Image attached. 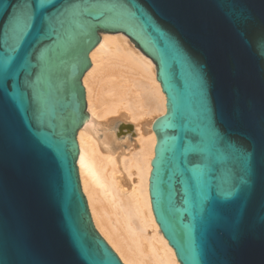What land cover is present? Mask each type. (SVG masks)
Listing matches in <instances>:
<instances>
[{
	"label": "water",
	"instance_id": "95a60500",
	"mask_svg": "<svg viewBox=\"0 0 264 264\" xmlns=\"http://www.w3.org/2000/svg\"><path fill=\"white\" fill-rule=\"evenodd\" d=\"M53 2L16 66L23 104L0 95V264H123L93 225L76 164L81 77L102 31L124 33L156 66L166 109L152 124L148 192L179 263L264 264V185L234 213L238 240L212 211L232 168L213 126L264 147V0H40ZM15 3L0 0V21ZM30 30L3 34L0 47L11 53Z\"/></svg>",
	"mask_w": 264,
	"mask_h": 264
},
{
	"label": "bare ground",
	"instance_id": "6f19581e",
	"mask_svg": "<svg viewBox=\"0 0 264 264\" xmlns=\"http://www.w3.org/2000/svg\"><path fill=\"white\" fill-rule=\"evenodd\" d=\"M81 77L87 116L76 132L77 171L94 227L123 264H180L148 192L165 95L153 60L122 32H100Z\"/></svg>",
	"mask_w": 264,
	"mask_h": 264
},
{
	"label": "snow or ice",
	"instance_id": "6c2138e0",
	"mask_svg": "<svg viewBox=\"0 0 264 264\" xmlns=\"http://www.w3.org/2000/svg\"><path fill=\"white\" fill-rule=\"evenodd\" d=\"M55 9V2L42 5L40 0H16L7 19L0 21V36L5 33L15 34L21 24H31L27 36L11 53L0 47V53H4L3 58H0V95H8L18 106L23 104L22 89L27 87L28 82L21 80L22 72L16 71L17 63L23 59L21 67H24L27 58L21 54L26 41L33 33L45 31ZM258 42L264 46V21L261 22ZM206 109L209 120L215 122V110L207 101ZM212 131L218 136L223 158L232 164V168L227 170L225 181L217 186L218 195L212 210L213 222L220 230L231 232L238 240L240 227L234 213L243 211L242 202L255 191L258 184L264 185V147L257 150L234 139L227 129L222 130V135L216 133L214 126Z\"/></svg>",
	"mask_w": 264,
	"mask_h": 264
}]
</instances>
